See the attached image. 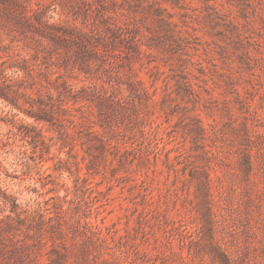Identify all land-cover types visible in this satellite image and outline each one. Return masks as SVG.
<instances>
[{"label":"rangeland","instance_id":"obj_1","mask_svg":"<svg viewBox=\"0 0 264 264\" xmlns=\"http://www.w3.org/2000/svg\"><path fill=\"white\" fill-rule=\"evenodd\" d=\"M17 63L0 264H264V0H0Z\"/></svg>","mask_w":264,"mask_h":264},{"label":"trees","instance_id":"obj_2","mask_svg":"<svg viewBox=\"0 0 264 264\" xmlns=\"http://www.w3.org/2000/svg\"><path fill=\"white\" fill-rule=\"evenodd\" d=\"M85 55V54H82ZM28 58H24V60L26 61ZM17 70H16V75L17 76H7L4 75L3 78H0V98H4L6 100H8L9 102H12L13 104L16 105V103L13 101V99L10 97L13 91H17L18 89H14L15 85L19 84H23L24 80L26 79L27 76H32L34 78V71H36L33 67H30V65H24V64H18L17 63ZM23 71L24 73L21 74L20 72ZM36 73H38V75L43 76L44 71L41 70H37ZM60 85L63 86L64 91H60L58 92V101L54 100V92L52 90L48 91V97L49 100H47L46 98H44L43 96L39 95L38 97H31L29 94V92H22L21 94L23 95H27V97L29 98V102L30 104L33 106L32 109L28 110V114L30 116H32L36 122L38 123H42V122H52V120L54 118H56V112L57 109H61V110H66L64 109L59 101L63 100V97L66 95V92L71 94V98L73 100H77L78 96L73 93L71 84L68 83L67 80H63ZM21 86V85H20ZM18 92V91H17ZM18 106V105H17ZM58 119V118H57ZM12 123L13 127L19 128L21 126L22 123L16 122L13 119H10L9 121ZM32 127L34 128V133L30 134V137L36 138L37 135L41 134V129H38L37 132V127L35 125H32ZM8 195L6 196V200L5 203L6 205H8L9 203V199H8ZM14 204V208L12 209V212H16V208H15V203Z\"/></svg>","mask_w":264,"mask_h":264}]
</instances>
